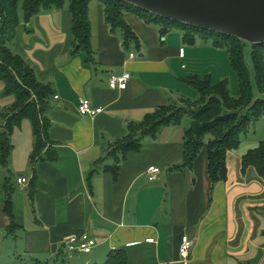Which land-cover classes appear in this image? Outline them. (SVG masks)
Segmentation results:
<instances>
[{
    "label": "crops",
    "instance_id": "crops-1",
    "mask_svg": "<svg viewBox=\"0 0 264 264\" xmlns=\"http://www.w3.org/2000/svg\"><path fill=\"white\" fill-rule=\"evenodd\" d=\"M88 20L91 62L82 51L73 54L68 1L28 24L21 21L16 30L13 51L53 90L46 117L57 161L32 166L30 122L23 120L13 130L8 168H0V264H104L114 250L125 252L127 264H264V180L252 167L241 171L242 157L264 139L255 124L241 135L238 148L227 152V178L213 187L205 147L191 169L168 171L182 159L186 126L181 124L162 128L155 140L144 138L140 151L128 153L120 164L117 180L103 170L113 164L111 159L89 176L106 149L127 134L128 125L142 122L158 107L198 98L185 78L210 76L212 84L224 79L234 83L225 51L201 39L187 45L178 29L161 38L157 26L132 13L124 20L139 48L131 45L126 51L96 0L88 5ZM125 73L130 74L126 89H110V78ZM2 90L0 81V94ZM81 100L101 113L79 116ZM12 102L0 95V111ZM150 167L159 169L153 180L147 174ZM9 174L18 229L8 235L11 221L3 210L1 183ZM33 177L36 191L29 203ZM18 178L27 183L18 185ZM83 234L96 241L92 252L67 253L66 239ZM182 236L193 242L184 262L178 254Z\"/></svg>",
    "mask_w": 264,
    "mask_h": 264
},
{
    "label": "trees",
    "instance_id": "trees-1",
    "mask_svg": "<svg viewBox=\"0 0 264 264\" xmlns=\"http://www.w3.org/2000/svg\"><path fill=\"white\" fill-rule=\"evenodd\" d=\"M92 0H68L73 54L85 53L87 61H92L90 46V24L88 5ZM103 9L104 22L111 33L121 34L122 46L128 51L130 46L139 48L138 40L124 20L126 13H132L146 25L159 28L161 38L173 29L183 34V42L195 45L198 39L210 41L212 46L224 50L228 55L230 67L235 74L238 96L230 94L228 80L212 84L210 76L199 78L189 76L184 79L198 95L194 101L180 100L178 104L158 107L147 113L138 124H130L127 134L113 142L105 151L104 157L97 161L89 176L93 175L107 159L113 164L103 168L117 180L120 164L130 152L141 149L142 140H155L162 128L179 126L184 117L190 124L182 136V159L168 171L182 172L191 169L204 147L207 157V175L213 187L227 178L226 154L240 144V137L260 118H264V44L249 45L235 37L196 28L168 19L129 5L122 0H96ZM65 0H0V81L3 84L1 97H11L13 102L0 111V168L6 170L13 149L11 135L23 120L31 124L34 147L30 164L57 161V153L49 138L50 121L46 117L49 99L53 90L49 84L40 83L27 63L12 48L16 30L21 21L28 24L42 11L60 10ZM245 47L248 50L245 52ZM72 54V53H71ZM249 56L250 66L246 63ZM242 173L252 167L264 180V140L257 148L242 157ZM36 178L33 177L27 189V199L32 203L35 194ZM4 192V213L11 224L6 233L13 234L18 228L14 225L12 214L15 186L11 174L2 179ZM32 264H42L32 261ZM104 264H127L123 250L110 251Z\"/></svg>",
    "mask_w": 264,
    "mask_h": 264
},
{
    "label": "water",
    "instance_id": "water-1",
    "mask_svg": "<svg viewBox=\"0 0 264 264\" xmlns=\"http://www.w3.org/2000/svg\"><path fill=\"white\" fill-rule=\"evenodd\" d=\"M176 23L264 44V0H122Z\"/></svg>",
    "mask_w": 264,
    "mask_h": 264
},
{
    "label": "built area",
    "instance_id": "built-area-1",
    "mask_svg": "<svg viewBox=\"0 0 264 264\" xmlns=\"http://www.w3.org/2000/svg\"><path fill=\"white\" fill-rule=\"evenodd\" d=\"M134 55L129 54V59H133ZM130 79V74L125 73L120 77L112 76L109 82L110 89H119L124 90L127 87V82ZM102 109H93L87 100H81L77 107V112L79 116L85 117L90 116L93 117L99 113H101ZM159 173V169L155 167H150L147 170V174L150 176L149 179L153 180L154 176ZM16 183L20 186L25 185L27 180L25 178H18ZM147 242L153 243V240L150 239ZM96 241L88 236L87 234L81 235V237H69L66 239L64 243L65 251L69 254H73L75 252L82 254H90L93 248L96 246ZM193 242L187 236L181 237V244L179 247V259L184 262L187 261L189 257V253L192 249Z\"/></svg>",
    "mask_w": 264,
    "mask_h": 264
},
{
    "label": "rangeland",
    "instance_id": "rangeland-1",
    "mask_svg": "<svg viewBox=\"0 0 264 264\" xmlns=\"http://www.w3.org/2000/svg\"><path fill=\"white\" fill-rule=\"evenodd\" d=\"M66 2L68 0H65ZM248 50V47H245V52ZM225 53V54H224ZM224 55H227L226 52H223ZM228 57V55H227ZM246 63L247 65L250 66V62H249V56L248 54H246ZM228 80V88H229V91H230V94L233 96V97H237L238 96V88H237V83H236V79H235V76H234V83H231V81L229 80H232V79H227ZM237 93V94H236ZM1 95V94H0ZM189 123H190V118L188 116L184 117L182 122H181V126L180 128L185 127V129L188 128L189 126ZM256 127H257V135L262 138L263 137V133H264V118H260L259 120H257V122L255 123ZM184 132V131H183ZM264 139H262L263 141Z\"/></svg>",
    "mask_w": 264,
    "mask_h": 264
}]
</instances>
